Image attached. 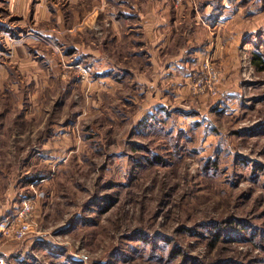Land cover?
Listing matches in <instances>:
<instances>
[{
  "label": "rangeland",
  "instance_id": "1",
  "mask_svg": "<svg viewBox=\"0 0 264 264\" xmlns=\"http://www.w3.org/2000/svg\"><path fill=\"white\" fill-rule=\"evenodd\" d=\"M40 3L0 0V264H264V0H214V56L167 103L120 75L151 62L108 3L93 31L98 0ZM27 200L30 233L5 236Z\"/></svg>",
  "mask_w": 264,
  "mask_h": 264
},
{
  "label": "crops",
  "instance_id": "2",
  "mask_svg": "<svg viewBox=\"0 0 264 264\" xmlns=\"http://www.w3.org/2000/svg\"><path fill=\"white\" fill-rule=\"evenodd\" d=\"M87 1L71 0L81 6ZM107 3L115 10V13L110 14L113 17L111 21L116 46H123L122 42L128 38L139 47L134 57L146 56L144 58L151 62L146 67L150 70L144 67L140 72L137 68L124 69L120 75L130 76L131 85H141L144 92H160L161 98L157 103L168 102L163 93L175 85L171 83L172 76L179 79V76L184 78L193 75L194 66L197 65L195 61L202 60L208 53L214 56V0H188L180 10L172 7L171 0H98L97 6L83 13L85 18L81 24H74L72 35L85 28L93 31L98 17L108 7ZM38 6H41L39 10L44 14L43 0ZM227 12L225 8L223 15ZM78 25L80 29L77 31ZM224 26L227 27V22L221 24L218 21L215 29ZM220 37L225 38V32ZM73 49L72 55L79 54L86 62L92 59L97 61V65L93 64L92 68L99 70L97 75L109 79L111 69L107 68L103 52L93 50L91 43L84 40L74 43ZM120 70L116 69L115 72ZM184 85L188 89L189 83Z\"/></svg>",
  "mask_w": 264,
  "mask_h": 264
},
{
  "label": "built area",
  "instance_id": "3",
  "mask_svg": "<svg viewBox=\"0 0 264 264\" xmlns=\"http://www.w3.org/2000/svg\"><path fill=\"white\" fill-rule=\"evenodd\" d=\"M187 0H171L175 7H181ZM211 80L214 81V69H209ZM42 196V195H41ZM33 203L32 200H27L23 203L17 221L4 222L2 231L5 236H12L15 240H23L30 233V227L33 224Z\"/></svg>",
  "mask_w": 264,
  "mask_h": 264
}]
</instances>
